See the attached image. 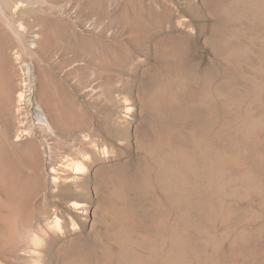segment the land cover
I'll use <instances>...</instances> for the list:
<instances>
[{"label": "rangeland", "instance_id": "rangeland-1", "mask_svg": "<svg viewBox=\"0 0 264 264\" xmlns=\"http://www.w3.org/2000/svg\"><path fill=\"white\" fill-rule=\"evenodd\" d=\"M50 1L0 13V56L18 57L14 108L40 104L23 65L38 71L25 43L41 33L76 127L64 141L54 126L52 159L69 163L85 135L106 152L79 187L46 192L0 137L20 172L19 193L0 196V264H264V0ZM32 123L19 143L39 148Z\"/></svg>", "mask_w": 264, "mask_h": 264}, {"label": "bare ground", "instance_id": "bare-ground-1", "mask_svg": "<svg viewBox=\"0 0 264 264\" xmlns=\"http://www.w3.org/2000/svg\"><path fill=\"white\" fill-rule=\"evenodd\" d=\"M19 1L20 0H18V2ZM31 1H32L31 2L32 3L31 9L27 8L28 4L25 5L24 3L19 2L20 3L19 6L22 7V11L20 13L16 9V8H18L17 7L18 4L16 7H14V6H12V8L10 7V9H13V10H10L9 12H7L9 9L8 10L5 9L4 6L2 7V5L5 4V2L2 5L0 3V13L2 14L1 16L4 15V17L6 18L4 20H7L8 18H9V20H11V18H13V17L10 18V15L11 14L13 15L14 13H12V12H14L15 10L18 11L17 14L24 16V15L29 14L31 11L33 13L34 9L36 12V9L40 10L42 8V6H37L35 3H40L41 5H43V7L47 5V2L51 3L50 0H37V1L31 0ZM56 1H58V0H56ZM18 2L16 1V3H18ZM31 3H29L30 6H31ZM33 3L35 5H33ZM59 3H60V1H59ZM13 5H14V3H13ZM48 5H51V4H48ZM6 8H8V7H6ZM10 12H11V14H10ZM31 19H33V18H30V20ZM4 22H6V21H4ZM27 22H29V21H27ZM32 23L34 24V21ZM10 24H11V22H10ZM25 24H27V23H25ZM29 24H30V22H29ZM30 25H32V24H30ZM18 27H20V26H18ZM26 27H28V24ZM34 30H36V29H34ZM30 34H32V35L30 36L31 38L29 37L30 38L29 43H25L27 45L26 48H28V50L30 52L29 54H31V56H36L37 58H39L41 65H39L38 71H36V67H34V64L32 63V61H29L28 63L23 65L24 66L23 68H24V74H25L26 80H27V78L30 80V78H32L33 74H35V73L37 74V75L36 74L35 75L38 78L37 94L40 97V102H39L40 104L36 105V107L33 109V111L31 113H29L28 115H25L24 112L22 113V111H21V110H23V109H21L22 107L21 108H19V107L14 108L16 104L14 105V103L12 101L13 90L11 89L10 86H11L13 80L15 81V76H16L15 66H14L13 60H15L18 57L15 58L14 57L15 55L11 56V57L6 56L7 52L5 53L6 55L5 54L1 55L0 56V88H1L2 82H3L2 79L6 80L3 83H7V85H6V88L5 87L2 88L3 90L1 91L2 95L5 93L6 98L4 99L5 101L2 104L3 107L5 108L4 109L5 111H2V112L5 114L2 113V115H3L2 120L0 119L1 120V122H0V137L3 140L9 142L10 145H12L15 149L16 148L22 149V152L18 153V156H17L18 157L17 159H19L18 162H20V161H21V163L24 162L25 166H27L26 168L31 169L32 177L36 171V168H37V170L39 169L41 173H43V176H45V178L43 177V182H42L41 188H43L44 191L48 192V191H52V190L54 191V190H59V189L65 190V189H69V188L75 189V188L79 187L78 186L79 174L84 172V169L90 170L92 168L93 163H98L99 161H101L100 159H102L101 157H102V155L105 154L106 151H105V148H103L102 143L100 142L101 141L100 139H92L90 146H88L87 145L89 143L88 141H90L89 139H91L90 136H92V135H85L82 138H77V140H79L78 141L79 144H77V145H78L79 149L81 150V152H82V150H83V152L81 153L79 149L73 150L70 148L71 149V154H70L71 158H69L70 159L69 163L65 164L62 162L59 165H57V163L52 159L53 157H51V155H52L51 154V147L47 143L46 138L52 137L54 135V133H55V130H54L55 127L54 126L59 127L64 132V134H63V137H64L63 140L64 141L70 140V138H71L70 136H73V134H75L76 127L74 124H72V121L68 120V118H67V116H68L67 111H69L67 107L72 108V106L71 105L67 106L68 104L67 105L62 104L63 103V102H61L62 98L60 99L61 95L57 92V90H58L57 82L55 81V79L51 73V70L49 71L47 68L48 67L47 65H50V63H51V59H52L51 53H52V48H53L52 46L53 45L52 44L50 45L49 44L50 41L47 42V40L45 41V44H43V40H42L43 37L41 38V36H42L41 33H35V32L32 33L31 32ZM3 37H5V36H3ZM2 39L5 40V38H2ZM1 41L2 40H0V42ZM9 41H11V40H8V42ZM8 42H5V43L7 45H9L11 42L9 44H8ZM6 44L3 46H6ZM3 46H2V48H3ZM10 46H11V44H10ZM3 53H1V54H3ZM13 53H12V55H13ZM12 57H14L15 59H13ZM39 61H38V63H39ZM97 71L100 72L97 69L95 71H92V72L94 73V75L95 74L98 75ZM33 77H34V75H33ZM13 85H12V87H13ZM58 85H59V83H58ZM21 88L18 89L19 93H17L18 94V97H17L18 101H21L22 97H23L22 93L24 91H22ZM3 91H4V93H3ZM28 118H30L33 121L34 124L33 123L32 124L34 125V127L37 128L39 131H41V134H43L42 136H44L43 139H41V140H43V142L41 143L42 145L39 148H37L31 140H28L25 143H21V144L19 143V141L23 138V136H29L30 137V135L32 133V130L27 126L28 125ZM1 141H0V194H2V195H0V196L1 197L3 196L2 198H4L5 202H7L11 192L15 191V189L18 185L17 181H18L19 175L17 173H20V172L17 170L18 166H16V165L13 166L10 164L11 162L9 163L10 160L7 158L8 155H7L6 148H5L6 145L3 144L5 142H1ZM12 146H11V149H14V148H12ZM16 150H14V151H16ZM24 163H23V165H24ZM31 172H30V174H31ZM29 178H30V176H29ZM72 183H73V185H72ZM32 187H34V185ZM36 188H37V186H36ZM17 191L18 190H16L15 192H17ZM15 192H13V193H15ZM18 193L19 192H17V194ZM21 193H23V192H21ZM16 201H18V200H16ZM23 203H24V201H23ZM72 206L76 210H80L85 205L78 203V202H73Z\"/></svg>", "mask_w": 264, "mask_h": 264}]
</instances>
